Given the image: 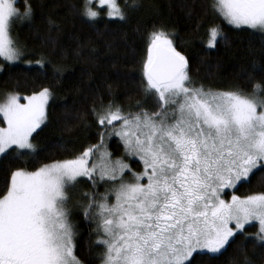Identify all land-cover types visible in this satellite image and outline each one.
I'll return each mask as SVG.
<instances>
[{
  "label": "snow or ice",
  "instance_id": "1",
  "mask_svg": "<svg viewBox=\"0 0 264 264\" xmlns=\"http://www.w3.org/2000/svg\"><path fill=\"white\" fill-rule=\"evenodd\" d=\"M19 2L0 0V73L24 64L45 78L50 70L57 82L75 72L53 58L59 49L67 59L59 39L63 20L100 35L101 23L127 24L145 7L144 0H23L21 10ZM199 6L211 17L198 25L205 49L228 42L217 20L264 46V0ZM185 7L191 16L197 4ZM37 9L44 32L35 34L51 54L30 53L12 35L16 22L35 29ZM134 31L144 45L136 61L141 99L125 107L110 84L106 96L94 94L75 118L95 142L77 148L59 141L42 159L34 140L47 126L56 90L41 84L30 95L13 91L0 100V264H85L81 221L98 264H221L233 248L240 258L232 264H255L250 249L264 264V71L247 72L240 84H205L194 78L174 30L153 23L142 34ZM76 39L75 55L94 62L96 49ZM241 188L248 193L237 195Z\"/></svg>",
  "mask_w": 264,
  "mask_h": 264
},
{
  "label": "trees",
  "instance_id": "2",
  "mask_svg": "<svg viewBox=\"0 0 264 264\" xmlns=\"http://www.w3.org/2000/svg\"><path fill=\"white\" fill-rule=\"evenodd\" d=\"M35 5L37 0H32ZM52 3V0H43ZM63 3L64 0H61ZM72 2V0H67ZM123 3V0H120ZM204 0H195L197 7L193 15L189 16L186 4H192L193 0H144L145 7L130 15L127 24L110 23L105 26L101 23L100 35L96 31L86 27L78 21L70 18L63 20L64 30L60 33L61 47L66 50L67 59L61 60L60 50L53 55L57 63L67 64L75 69L74 73H66V78L60 82L52 79L49 70L47 78L41 75L39 70L27 68L24 64L13 66L10 74L0 73L1 94L18 91L21 96L30 95L41 84L53 87L55 95L50 101L49 119L47 126L34 140L38 150L42 152V159L53 155L52 146L59 141L75 144L77 148L87 142H95L88 136L82 135L83 129L76 126V111H85L94 94L106 96L112 85V93L125 107L135 105L136 100L141 99L138 87L139 73L136 61L143 54V40L134 29L139 28L142 34L153 23H162L177 34V44L189 56L192 66V74L195 79L205 84L225 87L232 84H240L242 77L255 70L257 76L264 71V46L259 39L250 37L247 32L233 29L220 20L224 33L228 38L227 44L221 43L219 48L209 51L201 44L204 28L198 25H206L211 19L202 11ZM154 5L155 7H150ZM23 0L18 7L23 10ZM40 9H37V22L35 29L27 22H16L13 25V38L21 45H27L30 53H48L51 49L40 47L36 37V31L43 34ZM46 11H52L49 7ZM57 11L63 12V9ZM85 43L89 48H95V61L79 58L75 55L77 39ZM87 52V49H85ZM208 53L207 55L205 53ZM91 73V78L87 73ZM83 82L79 92L73 91L78 84ZM131 97V99H129ZM88 123L92 120L89 117ZM2 125V124H0ZM69 128L71 131H69ZM114 157L119 155L118 145L113 138L109 144ZM31 169V165L28 166ZM255 183V182H254ZM3 184V175L0 173V186ZM255 190V189H253ZM249 189L241 188L236 194L245 195ZM250 232H255L256 227L250 226ZM90 229L82 221L79 223L78 252L85 264H98L99 252L89 248ZM255 264H262L258 252L251 249L248 252ZM239 259V254L233 249L222 257L221 264H232V260Z\"/></svg>",
  "mask_w": 264,
  "mask_h": 264
},
{
  "label": "rangeland",
  "instance_id": "3",
  "mask_svg": "<svg viewBox=\"0 0 264 264\" xmlns=\"http://www.w3.org/2000/svg\"><path fill=\"white\" fill-rule=\"evenodd\" d=\"M4 95H5V94H1V96H0V100H3ZM0 126H3V125H0Z\"/></svg>",
  "mask_w": 264,
  "mask_h": 264
}]
</instances>
